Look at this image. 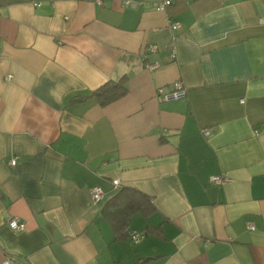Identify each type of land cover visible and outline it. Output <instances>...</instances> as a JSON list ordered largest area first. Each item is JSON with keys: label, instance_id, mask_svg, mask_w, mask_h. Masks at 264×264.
Instances as JSON below:
<instances>
[{"label": "crops", "instance_id": "crops-1", "mask_svg": "<svg viewBox=\"0 0 264 264\" xmlns=\"http://www.w3.org/2000/svg\"><path fill=\"white\" fill-rule=\"evenodd\" d=\"M124 1L0 0V264H264V0ZM122 187L155 208L118 232Z\"/></svg>", "mask_w": 264, "mask_h": 264}, {"label": "trees", "instance_id": "trees-1", "mask_svg": "<svg viewBox=\"0 0 264 264\" xmlns=\"http://www.w3.org/2000/svg\"><path fill=\"white\" fill-rule=\"evenodd\" d=\"M127 82V76H124L117 81H109L99 89L95 90L93 95L101 105L106 106L127 94ZM154 208L151 198L148 195L135 188L122 187L117 194L107 201L104 207V214L110 219L116 230L121 232L127 228L134 212L139 210L147 213ZM145 234L146 231H143L142 235ZM130 237L134 242L132 235H130ZM134 243L137 244L136 242Z\"/></svg>", "mask_w": 264, "mask_h": 264}, {"label": "built area", "instance_id": "built-area-1", "mask_svg": "<svg viewBox=\"0 0 264 264\" xmlns=\"http://www.w3.org/2000/svg\"><path fill=\"white\" fill-rule=\"evenodd\" d=\"M97 3H102V0H95ZM170 3V1H164V2H160L157 3V7L160 10H165L166 5H168ZM125 5H129L131 4V2H129L128 0L124 1ZM259 23L264 24V17H260L259 18ZM171 28L173 30H179L180 28H182V23L176 21V22H171L170 24ZM148 50L150 53H155L158 50V46L157 45H150L148 47ZM172 56L175 57L176 56V49L173 48L172 49ZM0 61H1V39H0ZM147 67L150 70L156 69L158 67V63L157 62H149L147 63ZM187 94V89L185 87V85L183 84L182 81H177L174 85V87L172 89L166 90L164 87H159L156 90V95L157 98L161 101H172V100H178L181 98H184ZM206 133H208V131H206ZM11 162H14L13 160ZM226 181H228V177L226 175H213L211 177V182L213 184H217L220 185L222 183H225ZM104 196V190L102 189V187L96 186L93 187L90 190V197L92 199L93 202H98L100 199H102ZM8 225L17 231H21L25 229V223L23 221H21L19 218L17 217H12L9 218L7 220ZM250 228L253 229L254 225H250ZM132 238L134 239V242H139L140 241V237L142 235V233H138V232H132L131 233ZM3 264H16V261L12 258H6L3 262Z\"/></svg>", "mask_w": 264, "mask_h": 264}]
</instances>
